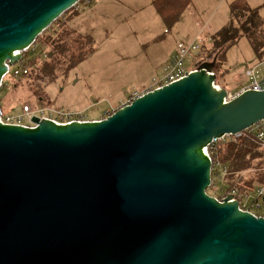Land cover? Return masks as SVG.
Here are the masks:
<instances>
[{"label":"water","instance_id":"obj_1","mask_svg":"<svg viewBox=\"0 0 264 264\" xmlns=\"http://www.w3.org/2000/svg\"><path fill=\"white\" fill-rule=\"evenodd\" d=\"M79 1L0 0V87ZM215 63L102 120L0 122V264H264V217L206 193L207 148L264 120V78L225 101Z\"/></svg>","mask_w":264,"mask_h":264},{"label":"rangeland","instance_id":"obj_2","mask_svg":"<svg viewBox=\"0 0 264 264\" xmlns=\"http://www.w3.org/2000/svg\"><path fill=\"white\" fill-rule=\"evenodd\" d=\"M144 1L142 0L143 6L137 8L131 7V0H108L109 5L103 6H95L93 0L91 3L86 1L88 6L76 5L74 10L60 16L59 22L52 23V29L43 32V42L47 46L43 50L36 47L29 55L26 54L28 57L25 61L36 56L27 65L28 75L15 79L6 77L3 80L6 86L0 89L2 115L19 116L22 107L27 105L33 110L49 108L54 111L82 112L89 120H102L119 109L131 92L149 88L155 79L138 86L141 78H147L148 73H157V78H160L163 72L158 69L172 48L170 42L178 39L188 43L185 42L188 34L204 37L206 33H215L226 25L229 20L228 5L234 0H212L210 3L209 0H190V5L170 28L165 26L153 8L152 0ZM244 1L251 8H260L259 16L264 20V0ZM192 10L193 14L190 13ZM131 14L135 17H131ZM233 25L237 27L238 23L235 21ZM61 33H69L67 39L62 37V41H67L71 51L76 48L72 41L87 35L94 41L93 53L71 69L65 78L58 71L64 69L65 66H62L65 59L54 53L53 47L49 46L51 42L48 41L49 37L52 38L51 41H55ZM207 39L203 44L207 49L202 53V58L212 50L211 40ZM49 53H54L56 61L53 63H57L52 83L38 74L44 64L50 62ZM262 58L263 61L258 63V58L254 56L245 38L228 48L224 60L232 68L230 83L239 79L238 74L242 78L249 75L253 68L255 75L263 79L264 56ZM189 63L186 64L187 68L191 66ZM16 69L17 65L10 67L11 72ZM215 73L217 75L218 72ZM215 84L220 87L218 81ZM258 144L260 148L257 149V158L250 162L248 168L230 176V182L224 180L225 169L217 166L214 171V186L206 193L220 199L231 193L227 192L230 183L236 188L252 187L253 197L251 194L244 205L254 216L264 217V204L261 199L255 200L257 190L262 192L259 197H264V146ZM244 192H248V189L242 192L240 190V193L247 194Z\"/></svg>","mask_w":264,"mask_h":264},{"label":"trees","instance_id":"obj_3","mask_svg":"<svg viewBox=\"0 0 264 264\" xmlns=\"http://www.w3.org/2000/svg\"><path fill=\"white\" fill-rule=\"evenodd\" d=\"M86 1L91 3L92 0H80L76 5L78 6L79 4H84V6H88ZM152 5L157 14L163 20L165 26L170 28L178 21L181 14L188 7L189 0H153ZM70 10H74V7H72ZM70 10L66 11L61 17H63ZM229 11L231 22L211 37L212 50L206 52V56L202 58V53L207 48L204 47V45H201L199 52L195 56H193L192 60V70H195L200 64L216 59V63L213 69L214 73L218 72L217 75L215 73V75L217 76L216 82L218 80V76L220 75L219 71L221 69V65L225 62L224 59L226 51L228 50V48L237 44V42L241 38H246L256 57H260L264 50V34L262 32L263 20L259 16L258 8L251 9L247 6V3L244 0H235L230 4ZM60 18H58L53 23H56L57 21L59 22ZM235 21L238 23L237 27L233 25ZM52 27L53 26L51 24L48 29L50 30L52 29ZM62 27H64V22ZM71 33L73 32L71 31ZM43 34L44 33L38 36L35 42L30 46V48L22 53V57L18 62L17 67L27 69V71L29 70V67L27 68L29 61H34L36 58V56H32L30 60L27 59L28 61H25L30 51L35 49L36 47H39L43 50L47 46V43L43 42ZM68 35L69 33H61L55 41H51V37H49L48 40L49 42H51L49 43V46L53 47L54 53H56L60 57H64L63 59H65L62 66H65L64 69L58 70L60 72V75L64 78L67 76L68 72L71 69L78 66L81 62L85 61L94 51V41L90 35L72 41L76 48L75 50L71 51L72 49L68 46L67 41H62V37L64 39H67ZM54 53L48 54L50 62L44 64L43 68L38 73L42 78H48L49 83L53 82L55 76L53 70H55L57 67V63H53L56 61V56L54 55ZM26 75L21 77H25ZM4 86H6V82L2 81L0 89ZM89 121L95 120L92 119ZM258 148H260L258 142L255 140V137L248 131L242 132L237 137L224 138L223 140L217 141L215 144H211L207 148V153L211 160V185L208 189H211L214 186V171L217 166H221L223 170L225 169L226 175L224 180L230 182V180L228 179L230 176H232L234 173H239L245 170L250 166V162L257 158L256 155ZM229 187L230 188L227 192H236V195H238L239 197L237 201L240 207L242 205V200L240 197L244 195L240 193V190L242 192V190L248 189V192H244L247 194H252L253 191L252 187L248 188V186H239L237 187V189L236 187H233L232 183L229 184ZM223 198L224 197L217 200H222ZM257 199H261L262 204H264V197H256L255 200Z\"/></svg>","mask_w":264,"mask_h":264},{"label":"built area","instance_id":"obj_4","mask_svg":"<svg viewBox=\"0 0 264 264\" xmlns=\"http://www.w3.org/2000/svg\"><path fill=\"white\" fill-rule=\"evenodd\" d=\"M76 7V5L74 6ZM200 42H195L192 44H185L183 42H177L174 48V52L170 57L169 62L164 66L162 70V74L160 78H155L152 80L154 82L149 88H146L143 91H133L131 92L128 97L126 98L125 102L122 104L121 107L130 105L134 100L140 98L144 94L176 82L182 78H184L189 72L194 71L192 70V60L193 56H195L200 50ZM190 62V63H189ZM189 63L191 66L187 68L186 64ZM11 67V66H10ZM10 67H7V73L4 76L3 80L8 78H18L27 74V69H23L21 67H17L16 70L11 72ZM254 68L251 72L246 74V82L245 85L242 87H238V89L234 93H229L225 101H230L240 93L251 90V91H260V82L262 79L257 77L254 73ZM109 116V115H108ZM37 118L39 120H49L54 122L55 124L65 125L74 122H86L89 121L87 117L82 112H64V111H54L49 108H41V109H31V107L24 105L21 109V114L16 117L10 116H3L2 113L0 115V122L2 124L7 125H20L26 127H32V119ZM250 134L255 137V140L264 146V120L258 122L250 129L247 130ZM237 137V136H236ZM224 138H234V137H224ZM223 138V139H224ZM221 139V140H223ZM217 141L215 140L211 144H215ZM210 144V145H211ZM207 152V150H206ZM208 155V153H207ZM230 195L233 199L237 200L239 197L236 195L235 191H232ZM257 197L262 195V192L259 190L256 191ZM251 197V194H244L240 198L242 200L241 209L247 211L246 206L244 203ZM253 197V194H252ZM248 212V211H247Z\"/></svg>","mask_w":264,"mask_h":264},{"label":"crops","instance_id":"obj_5","mask_svg":"<svg viewBox=\"0 0 264 264\" xmlns=\"http://www.w3.org/2000/svg\"><path fill=\"white\" fill-rule=\"evenodd\" d=\"M153 1V0H152ZM203 1H205V2H207V0H203ZM212 0H209V3L211 2ZM235 1V0H234ZM143 2H145L144 0H143ZM233 2V1H232ZM232 2H230L229 3V5H228V11H229V6H230V4L232 3ZM93 3H94V5L95 6H99V5H101V6H103V5H109L108 4V0H93ZM152 3V2H151ZM93 5V6H94ZM189 5H190V0H189ZM188 5V6H189ZM219 5V4H218ZM140 6H143V3H142V0H138V2L136 1V0H131V7H133V8H137V7H140ZM247 6L249 7V8H251L248 4H247ZM251 9H254V8H251ZM258 10H260V8H258ZM193 10L190 12L191 14H193ZM78 13V12H77ZM137 13V12H136ZM79 15V14H78ZM77 15V16H78ZM228 15H229V17H228V22H227V24L226 25H224V26H222L220 29H222L223 27H226L229 23H230V11L228 12ZM80 17V16H79ZM78 17V18H79ZM131 17H135V15L133 16L132 14H131ZM159 18V17H158ZM76 19V18H75ZM75 19H74V22H75ZM262 19V18H261ZM263 20V19H262ZM220 29H218V31L220 30ZM217 31V32H218ZM262 32H263V34H264V20H263V26H262ZM216 33V32H215ZM215 33H212V34H208V33H206V35H204V37H202V35H198V34H193V35H186V41L185 42H188V43H185V44H192V43H195V42H200V44L201 45H203L204 44V41L207 39V37H208V39H207V41L208 40H211V37L215 34ZM202 37V38H201ZM244 38V37H243ZM246 39V38H245ZM206 41V42H207ZM177 42H180V40H173L172 42H170V44H172V48L169 50V52L167 53V56L164 58V61L162 62V64H160L161 65V67L158 69V70H161V72H162V69L164 68V66L169 62V60H170V57H171V55L173 54V52H174V48H175V43H177ZM182 42V41H181ZM248 42V41H247ZM184 43V42H183ZM248 44H249V42H248ZM209 45V44H208ZM205 46V45H204ZM250 46V45H249ZM207 47V46H206ZM251 48V47H250ZM252 50V49H251ZM252 52H253V50H252ZM254 54V53H253ZM255 56V55H254ZM264 56V50H263V52H262V55L260 56V57H256V58H258L257 59V61H258V63H260V62H262L263 60V57ZM220 75L218 76V82L220 83V87H222V88H224L227 92H229V93H234L237 89H238V87H242V86H244L245 85V82H246V76L244 77V78H242L241 77V75L240 74H238V76H240L239 77V79L237 78L233 83H230V79H229V77L232 75V68H230L228 65H226L225 64V62L221 65V69H220ZM152 78H157V73H152V74H147V78H145V77H143V78H141L142 80L139 82V83H141V84H138V86H140V85H143V84H146V82L148 81V80H151ZM216 79H217V76H216ZM227 81H229V82H227ZM230 84V88H228V85Z\"/></svg>","mask_w":264,"mask_h":264},{"label":"bare ground","instance_id":"obj_6","mask_svg":"<svg viewBox=\"0 0 264 264\" xmlns=\"http://www.w3.org/2000/svg\"><path fill=\"white\" fill-rule=\"evenodd\" d=\"M218 60V59H217Z\"/></svg>","mask_w":264,"mask_h":264}]
</instances>
